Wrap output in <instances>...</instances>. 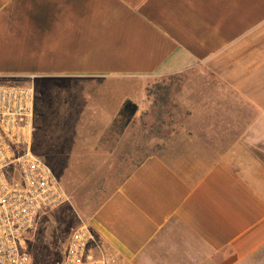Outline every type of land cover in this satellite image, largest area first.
Listing matches in <instances>:
<instances>
[{
    "label": "crops",
    "instance_id": "1",
    "mask_svg": "<svg viewBox=\"0 0 264 264\" xmlns=\"http://www.w3.org/2000/svg\"><path fill=\"white\" fill-rule=\"evenodd\" d=\"M39 78L43 141L107 174L134 120L169 131L88 215L93 257L264 264V0H0V80Z\"/></svg>",
    "mask_w": 264,
    "mask_h": 264
},
{
    "label": "built area",
    "instance_id": "2",
    "mask_svg": "<svg viewBox=\"0 0 264 264\" xmlns=\"http://www.w3.org/2000/svg\"><path fill=\"white\" fill-rule=\"evenodd\" d=\"M36 95L33 85L0 80V264H31L25 238L44 215L71 204L52 167L32 150ZM92 239L87 222L71 227L60 264H110L90 254Z\"/></svg>",
    "mask_w": 264,
    "mask_h": 264
},
{
    "label": "rangeland",
    "instance_id": "3",
    "mask_svg": "<svg viewBox=\"0 0 264 264\" xmlns=\"http://www.w3.org/2000/svg\"><path fill=\"white\" fill-rule=\"evenodd\" d=\"M24 84L34 85L37 97L38 99L41 98L42 102L44 93L55 91V83H43V79L40 78L32 82H24ZM167 84H156L157 88L150 85V97L155 96L153 93L159 94L161 97L167 94ZM41 111L42 109L38 106L32 150L53 167L70 195L71 204L69 203L70 205L67 204L44 215L38 226L25 238V247L31 253V264H52L59 253L63 255L71 227H76L85 222L88 215L108 196L110 188L123 179L133 165L143 159L142 156L146 157L158 148L156 138L166 140L169 131L165 121L163 130H157L159 128L157 123L160 122V119L157 117L155 120L152 113L145 114L146 118L142 120L145 130L142 132L138 129L141 120H137V122L134 120V125L126 132L128 138L126 149L130 157L119 158L114 166L115 169L107 174L108 172L104 171V164L101 162L104 160L103 158H78L67 155L72 154L71 151L73 152L71 144L75 141L71 137L66 140L43 141V112ZM164 117L167 118L166 115ZM47 134L48 132L45 131L44 135ZM135 137L138 144L143 143L137 145ZM56 141L66 145L63 147L65 157L43 158V145L49 148V145ZM123 142L122 140V145ZM120 149L124 152L125 147ZM68 224L70 227L67 226Z\"/></svg>",
    "mask_w": 264,
    "mask_h": 264
},
{
    "label": "trees",
    "instance_id": "4",
    "mask_svg": "<svg viewBox=\"0 0 264 264\" xmlns=\"http://www.w3.org/2000/svg\"><path fill=\"white\" fill-rule=\"evenodd\" d=\"M137 110H138V105L132 101H128L123 106V109L121 111V116L126 118V123H128L135 116ZM67 226H69V224ZM62 258L63 255L59 253V255L54 258L52 264H60Z\"/></svg>",
    "mask_w": 264,
    "mask_h": 264
}]
</instances>
